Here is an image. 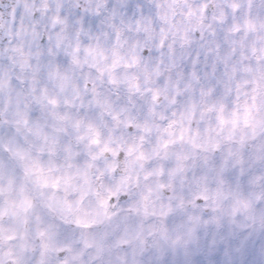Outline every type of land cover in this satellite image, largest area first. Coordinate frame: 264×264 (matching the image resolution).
<instances>
[{"label": "snow or ice", "instance_id": "1", "mask_svg": "<svg viewBox=\"0 0 264 264\" xmlns=\"http://www.w3.org/2000/svg\"><path fill=\"white\" fill-rule=\"evenodd\" d=\"M0 264H264V0H0Z\"/></svg>", "mask_w": 264, "mask_h": 264}]
</instances>
